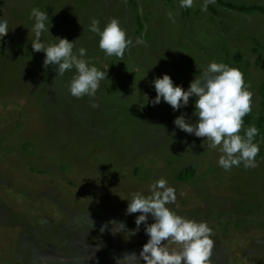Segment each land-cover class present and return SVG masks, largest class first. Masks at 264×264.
I'll use <instances>...</instances> for the list:
<instances>
[{
    "label": "rangeland",
    "instance_id": "1",
    "mask_svg": "<svg viewBox=\"0 0 264 264\" xmlns=\"http://www.w3.org/2000/svg\"><path fill=\"white\" fill-rule=\"evenodd\" d=\"M204 2L0 0L10 31L0 42V264H140L124 257L149 237L144 225L133 236L140 214L126 208L161 178L176 189L168 207L211 228L210 264H264V13L254 10L264 0H216L207 12ZM33 8L49 13L46 42L76 41L74 51L108 70L94 98L70 95L74 69L59 77L57 66L43 67L45 54L31 47ZM93 19L101 31L112 19L126 30L122 60L100 50ZM211 62L239 69L253 93L240 134L259 129L254 169L223 170L210 141L175 128L182 113L195 123V98L177 112L150 103L155 78L187 90ZM188 168L193 176L179 181ZM110 221L125 230L114 235Z\"/></svg>",
    "mask_w": 264,
    "mask_h": 264
},
{
    "label": "clouds",
    "instance_id": "2",
    "mask_svg": "<svg viewBox=\"0 0 264 264\" xmlns=\"http://www.w3.org/2000/svg\"><path fill=\"white\" fill-rule=\"evenodd\" d=\"M215 2L216 0H205L201 11L207 12L209 5ZM193 5L194 0H180L182 9H190ZM31 18L34 20V40L31 47L35 53L45 54L43 67L47 69L49 66H57L56 73L59 77L74 69L76 75L68 85L70 95L78 99L84 96L94 98L101 81L108 79V70L101 71L84 59L86 49L74 51L76 41L54 38L59 42H46L43 39L45 34L53 37L50 31L53 25L47 11L33 8ZM99 23L93 19L88 30L100 37V50L107 56L122 60L132 44L127 38L126 30L116 19H112L102 31ZM9 32L8 21L0 18V42ZM152 87L156 92L155 98L150 101L153 107L164 102L177 112L189 106L190 98H195V123L182 113L173 121L174 126L186 134L210 141L209 147L222 153L218 165L223 170L231 171L233 167L239 168L241 165L247 169L258 166L256 157L260 153V145L254 141L259 135V129L251 126L244 129V135L240 134L244 118L252 112L253 93L248 90L239 69L211 62L200 78H195L190 83L187 90L175 85L167 74L162 78H155ZM147 100L149 103L148 97ZM92 107L97 108L99 105L92 104ZM150 192L148 196L140 192L133 193L131 202H128L126 215L140 214L135 220L136 229L130 232L134 236L139 232L140 226L144 225L145 235L149 239L139 255L126 254L124 259L138 257L140 264L141 261L144 264H210L214 247V241L210 238L211 228L206 223L185 219L168 207L176 203L177 196L176 189L169 187L167 180L156 179L150 186ZM150 219L153 221L151 224ZM109 223L115 225L112 230L114 235L126 228L122 222ZM101 230L104 231L103 228ZM169 243L181 245V248L170 250ZM121 261L117 260L116 264H121Z\"/></svg>",
    "mask_w": 264,
    "mask_h": 264
},
{
    "label": "trees",
    "instance_id": "3",
    "mask_svg": "<svg viewBox=\"0 0 264 264\" xmlns=\"http://www.w3.org/2000/svg\"><path fill=\"white\" fill-rule=\"evenodd\" d=\"M254 10H258V11H261V12H263L264 13V10L263 9H259V8H257V9H255L254 8ZM193 171H192V169H184L181 173H180V175L178 176V179H179V181H183L184 179L185 180H188V179H190L192 176H193Z\"/></svg>",
    "mask_w": 264,
    "mask_h": 264
}]
</instances>
